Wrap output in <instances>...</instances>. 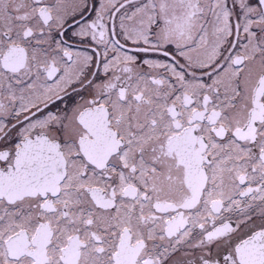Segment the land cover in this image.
<instances>
[{
  "label": "snow or ice",
  "instance_id": "obj_1",
  "mask_svg": "<svg viewBox=\"0 0 264 264\" xmlns=\"http://www.w3.org/2000/svg\"><path fill=\"white\" fill-rule=\"evenodd\" d=\"M0 264H264V0H0Z\"/></svg>",
  "mask_w": 264,
  "mask_h": 264
}]
</instances>
